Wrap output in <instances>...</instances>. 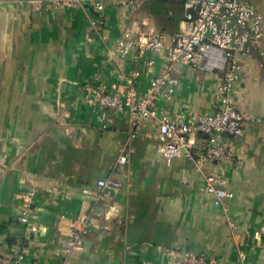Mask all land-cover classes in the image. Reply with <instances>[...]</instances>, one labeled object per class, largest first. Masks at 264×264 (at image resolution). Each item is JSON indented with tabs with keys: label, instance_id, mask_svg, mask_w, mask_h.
Instances as JSON below:
<instances>
[{
	"label": "crops",
	"instance_id": "0c3cea01",
	"mask_svg": "<svg viewBox=\"0 0 264 264\" xmlns=\"http://www.w3.org/2000/svg\"><path fill=\"white\" fill-rule=\"evenodd\" d=\"M251 1L264 14V0ZM184 20L181 0H113L103 14L43 0H0L3 256H23L24 264H176L190 251L212 264H264V248L254 237L261 231L264 241V37L242 60L235 86L244 131L222 137L233 157L204 168L226 179L233 194L227 210L213 204L191 162L165 161L154 122L139 129L128 163L118 165L131 117L94 101L97 87L121 90L135 73L142 96L166 63L155 52L115 56L124 29L176 34ZM177 77L172 98L160 99L159 110L188 119L220 105L221 73L181 66ZM111 174L120 189L92 202L97 182ZM89 211L83 249L65 257L62 219Z\"/></svg>",
	"mask_w": 264,
	"mask_h": 264
},
{
	"label": "built area",
	"instance_id": "2783aa9c",
	"mask_svg": "<svg viewBox=\"0 0 264 264\" xmlns=\"http://www.w3.org/2000/svg\"><path fill=\"white\" fill-rule=\"evenodd\" d=\"M113 0H43L53 8H74L103 14L106 4ZM139 5L147 0H127ZM185 12L184 28L176 33L146 29L122 31L113 47V54L120 58L130 55L144 56L147 52L163 54L165 65L158 74L152 75L146 92L141 96L136 87L139 73L127 77L121 90L110 91L104 86L94 93L95 104L102 110H125L131 117L129 140L120 148L118 165H126L131 156L130 142L135 140L139 129L149 122L159 129V153L170 164L176 158H185L201 172L204 191L212 196L217 207L227 210L226 202L233 194L226 189V179L209 174L207 163L230 161L233 157L223 136L240 137L244 131V116L241 114L235 86L243 72L242 60L249 57L264 37V14L251 0H181ZM154 61L148 62L151 69ZM188 66L202 72L222 74L219 88V106L212 112L189 117H172L159 110L160 99H171L179 79L177 71ZM0 153V167H2ZM121 182L113 174L97 182L98 195L91 201L99 203L115 190ZM93 215L89 211L75 220L62 219L61 226L67 238L65 257L84 247L92 227ZM26 221V219H25ZM231 228L236 229L229 220ZM262 232H255L258 245L264 248ZM238 245H242L238 239ZM67 260V259H65ZM0 264H24L23 256L9 258L0 253ZM66 264V262H65ZM176 264H212L205 254L184 252Z\"/></svg>",
	"mask_w": 264,
	"mask_h": 264
}]
</instances>
